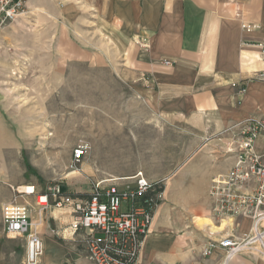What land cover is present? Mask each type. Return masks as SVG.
I'll list each match as a JSON object with an SVG mask.
<instances>
[{"label": "crops", "instance_id": "1", "mask_svg": "<svg viewBox=\"0 0 264 264\" xmlns=\"http://www.w3.org/2000/svg\"><path fill=\"white\" fill-rule=\"evenodd\" d=\"M28 2L29 8H44L38 0ZM68 2L54 5L58 15L63 16V23L71 32L77 26L89 27L97 40L98 54L107 57L114 70L131 81L139 101L148 109L140 117L147 127L142 135L150 132L149 123L144 122L157 116L168 127L167 133L174 132V137L179 138L166 145L174 155L167 157L158 171L150 167L149 145L139 143L138 153L130 163L123 154L120 165L106 169L114 177L131 176L142 170L149 180L164 182L163 198L154 210L136 264H264V257L254 252L230 259H226L221 248L204 254L208 240L204 224L211 222L209 184L212 177L231 166L234 155L220 170L207 176L203 195L188 202L180 194L188 178L185 164L193 154L202 150L204 158L212 159L210 151L214 148L226 153L229 142L221 137L217 138L220 141H212L209 136L224 134L226 128L247 118H264V80L256 76L264 73V53L246 43L264 37V0ZM82 21L87 23L82 25ZM241 21L256 22L260 29L245 33ZM163 60H170L172 65H163ZM232 82L243 86L244 92L239 94ZM204 138L209 142L202 143ZM255 146L258 151L264 150V135L257 138ZM105 155L99 160L96 156L100 169L107 160ZM7 167V163L0 164V207L13 199L23 181L22 177L9 179ZM43 220L40 212L38 219L32 220L44 245L37 264H94L77 241L47 238L40 228ZM236 223L241 235L247 233L251 222L242 217ZM52 228L56 229L51 227L50 232ZM24 256L25 238L7 234L0 213V264H24Z\"/></svg>", "mask_w": 264, "mask_h": 264}, {"label": "rangeland", "instance_id": "2", "mask_svg": "<svg viewBox=\"0 0 264 264\" xmlns=\"http://www.w3.org/2000/svg\"><path fill=\"white\" fill-rule=\"evenodd\" d=\"M38 1L44 5L42 10L30 8L25 17L0 25V164H8L9 179L22 177L19 190L33 185L35 191L44 192L59 185L70 193L85 195L91 180L112 176L106 169L120 165L123 154L130 163L138 153V143L149 145L150 167L158 171L167 157L174 155L166 145L179 138L174 132L167 133L168 127L157 116L144 122L149 123L150 132L142 135L147 127L140 117L148 109L139 101L131 81L98 54L89 27L69 31L54 6L77 0ZM218 137L231 142L226 133L208 138L213 141ZM209 140L204 138L202 143ZM85 144L89 145L87 155L71 165L73 148ZM210 154L214 158H204L200 150L185 164L188 178L180 194L188 202L204 194L207 176L220 170L233 155L220 148ZM104 155L107 160L100 162V169L96 156L99 160ZM10 189L13 191L12 186ZM24 198L31 205L32 220L38 219L34 197ZM41 217L40 228L47 238L69 239L68 212L52 206ZM51 227L60 229L61 235L52 234Z\"/></svg>", "mask_w": 264, "mask_h": 264}, {"label": "built area", "instance_id": "3", "mask_svg": "<svg viewBox=\"0 0 264 264\" xmlns=\"http://www.w3.org/2000/svg\"><path fill=\"white\" fill-rule=\"evenodd\" d=\"M27 2L0 0V25L25 17L30 12ZM59 5L63 6L64 1ZM240 27L245 33L260 29L251 21H241ZM246 43L264 53V37ZM162 64L170 66L172 62L163 60ZM256 76L264 80V73ZM232 86L239 94L244 92L236 82ZM223 132L231 137L226 152L233 153L234 161L209 184L211 222L204 224L208 234L204 254L221 248L226 259L244 252L264 257V150L258 151L255 146L257 138L264 135V118H247ZM88 150V144L73 148L71 165L79 164ZM32 187L31 191L17 189L14 198L0 207L4 231L25 238L24 264H37L44 253L43 240L32 222L31 205L24 195L34 197L40 213L52 206L68 212V238L77 241L94 264H136L154 210L163 198L164 182L149 180L142 170H137L131 176L93 179L85 195L62 190L59 185L44 192ZM242 217H248L251 223L247 233L240 235L236 220ZM51 232L61 235L58 229L52 228Z\"/></svg>", "mask_w": 264, "mask_h": 264}, {"label": "bare ground", "instance_id": "4", "mask_svg": "<svg viewBox=\"0 0 264 264\" xmlns=\"http://www.w3.org/2000/svg\"><path fill=\"white\" fill-rule=\"evenodd\" d=\"M33 187H32V185H24V186H22V189H20L21 191L20 192H23V191H25V190H29V191H31V189H32Z\"/></svg>", "mask_w": 264, "mask_h": 264}, {"label": "water", "instance_id": "5", "mask_svg": "<svg viewBox=\"0 0 264 264\" xmlns=\"http://www.w3.org/2000/svg\"><path fill=\"white\" fill-rule=\"evenodd\" d=\"M64 189V187H62V190Z\"/></svg>", "mask_w": 264, "mask_h": 264}]
</instances>
